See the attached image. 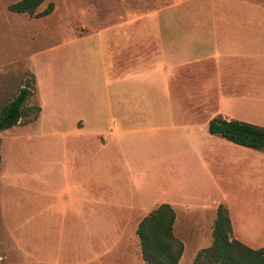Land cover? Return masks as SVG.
Segmentation results:
<instances>
[{
	"label": "rangeland",
	"instance_id": "374dc122",
	"mask_svg": "<svg viewBox=\"0 0 264 264\" xmlns=\"http://www.w3.org/2000/svg\"><path fill=\"white\" fill-rule=\"evenodd\" d=\"M15 1L18 0H0V109L22 86L30 84L31 90L34 89L33 74L41 79L46 64L53 66L56 55L45 45L54 43L50 39L55 35L44 37L43 27L48 25L54 30L58 26L56 38L63 41L59 51L66 53L64 61L68 59V66L72 58L70 49L75 47L70 39L84 34L83 24L91 22L98 26L119 18L125 10L120 0H44L36 12L49 3L53 9L49 17L39 19L8 9ZM225 2H229L230 8L231 0ZM237 2V8L249 11L253 21L258 17L264 21L261 10L264 0ZM123 3L134 13L170 7L174 8L176 18H197V21L206 12L209 23L216 21L219 12H229L225 6H222L225 10L220 7L218 12L216 0H123ZM89 6L93 8L91 15L87 11ZM246 17L243 14L242 18ZM88 36L75 44L87 52L94 51V41ZM85 56L80 73L92 77L89 89L96 90L93 101L96 106L95 112L88 113L93 124L86 123L84 130L89 134L101 130L104 134L109 130L103 123L104 82L95 56ZM72 74L76 72L67 68L71 77L66 80L68 93L71 84L80 80ZM39 104L32 92L24 106ZM64 107L56 111L45 104L36 121L29 114L0 132V264H143L136 228L140 219L161 202L172 205L176 216L173 233L183 243L176 264H192L197 251L212 243V225L220 203L229 212L232 236L251 247H264V150L212 135L202 139L205 142L199 145V152L170 158L157 166H153L157 160L149 159L150 166L136 174L122 172L114 164L109 184H95V203L77 205L76 201H69L70 197L61 201L60 175L56 178L55 173L61 137L72 129L77 113L70 110L69 100ZM245 120L264 126L262 106L251 109ZM95 143L98 144L96 140ZM123 148L126 151V143ZM65 177L73 180L74 175L69 172Z\"/></svg>",
	"mask_w": 264,
	"mask_h": 264
},
{
	"label": "crops",
	"instance_id": "0c3cea01",
	"mask_svg": "<svg viewBox=\"0 0 264 264\" xmlns=\"http://www.w3.org/2000/svg\"><path fill=\"white\" fill-rule=\"evenodd\" d=\"M120 4L125 9L122 16L98 26L87 22L81 26L84 34L70 39L75 45L70 49L73 66L66 65V53L59 51L63 41L56 38L58 26L52 30L47 25L42 30L44 37L54 33L50 39L54 43L45 46L56 56L53 66L46 64L43 78L33 74L32 92L38 104L40 100V111L45 104L63 110L69 100L70 110L77 112L55 155V173L56 178L60 175L64 202L70 197L69 201L77 205H93L95 184H109L114 164L122 172L136 174L150 166L149 159L157 160L153 163L157 166L170 158L199 152V145L205 142L202 139L213 135L207 126L214 116L246 121L255 106H262L264 111L263 18L253 21L249 11L237 8V0H231L230 8L229 2L216 0L218 12L226 8L229 12L214 15L213 23L206 21V12L197 21L176 18L170 7L134 13L124 7L123 0ZM87 11L91 15L93 8L89 6ZM50 13L35 18L46 19ZM85 36L93 39L94 51L87 52L75 44ZM85 54L86 58L95 56L104 82L103 123L109 128L104 134L84 130L86 123L93 124L88 113L96 106V90L89 89L92 77L80 73ZM70 67L76 72L72 77L80 80L71 84L68 93ZM50 91L53 93L48 94ZM69 172L73 180L65 177ZM141 261L145 264L142 257Z\"/></svg>",
	"mask_w": 264,
	"mask_h": 264
},
{
	"label": "trees",
	"instance_id": "16d2710c",
	"mask_svg": "<svg viewBox=\"0 0 264 264\" xmlns=\"http://www.w3.org/2000/svg\"><path fill=\"white\" fill-rule=\"evenodd\" d=\"M43 1L18 0L10 3L8 9L39 17L49 14L53 9V5L49 3L46 8L36 12ZM31 94L30 84L22 86L0 109V132L16 125L29 114L32 115V120L37 118L40 106H24ZM207 130L232 143L264 150V126L238 119L228 120L217 115L208 121ZM175 217L172 205L162 202L138 222L136 234L145 264H176L179 261L183 243L173 233ZM232 232L229 212L220 203L212 225V243L197 251L192 264H264V247H251L233 237Z\"/></svg>",
	"mask_w": 264,
	"mask_h": 264
}]
</instances>
